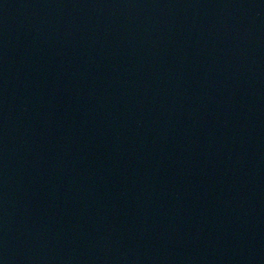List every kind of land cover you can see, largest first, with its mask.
<instances>
[{"label": "water", "instance_id": "obj_1", "mask_svg": "<svg viewBox=\"0 0 264 264\" xmlns=\"http://www.w3.org/2000/svg\"><path fill=\"white\" fill-rule=\"evenodd\" d=\"M0 264H264V0H0Z\"/></svg>", "mask_w": 264, "mask_h": 264}]
</instances>
